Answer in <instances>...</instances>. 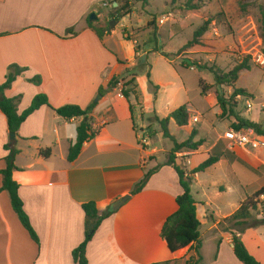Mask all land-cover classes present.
<instances>
[{
  "label": "crops",
  "instance_id": "1",
  "mask_svg": "<svg viewBox=\"0 0 264 264\" xmlns=\"http://www.w3.org/2000/svg\"><path fill=\"white\" fill-rule=\"evenodd\" d=\"M104 1L0 0V85L5 81L9 66L25 69L4 92L10 99L20 97L18 114L39 94L48 98L52 108L76 105L85 109L94 103L90 117L92 129L97 131L96 136L83 145L76 160L68 162V150L76 141V128L82 118L66 120L51 108L41 107L21 124L13 141L9 139L6 119L0 112V172L5 168L4 158L8 155L4 146L10 145L18 150L12 179L19 186L23 210L38 238V244L30 239L11 208L8 194L0 190V243L2 237L6 240L4 246L0 244V264H74L71 253L83 242L85 234L82 205L93 202L101 214L126 196L128 200L102 221L87 244L88 264H186L189 258L196 257L197 247L199 264H241L233 254L231 235L222 231L219 223L238 209L245 196L264 186V137L248 130L252 137L248 147L229 148L227 141L228 149L242 163L220 160L193 175L191 194L194 187L200 189L197 198L192 194L198 203L199 244L171 253L160 232L166 219L177 211L176 198L182 189L174 169L164 165L165 157L161 161L157 157L165 155L172 147L158 149L150 145L159 135L155 119H164L174 110L165 109L164 115L156 113L153 101L160 87L153 84L159 88L153 94L146 85H137L141 80L137 77L136 91L142 88L152 95L146 94L148 99L142 106L144 112L153 111L151 127L143 131L144 127L134 121L133 105L120 92L121 81L116 89L107 90L109 96L103 95L94 102L99 89L107 87L114 75L134 66L138 54L133 44V51L123 58L115 42L114 50L107 44V38L113 33L104 35L100 41L87 28L88 16L101 9ZM68 29H73L77 35L62 38ZM148 54H140L139 61L145 56L146 70L139 73L150 76ZM34 77H40L39 85L29 82ZM207 105L211 107L209 102ZM185 107L187 111L197 112ZM219 114L218 109L214 115ZM203 122L191 126L204 130L201 131L212 139L221 137L220 124L206 131V122ZM252 122L260 124L257 118ZM173 126L176 132L187 128H179L170 120L168 129L174 138ZM150 130L154 132L152 137L146 135L147 144L141 145L138 135ZM44 150H49L47 157L39 154ZM185 154L183 168L189 172L197 167L190 166L191 157L201 153ZM157 167L145 187L130 195L143 176ZM217 171L221 173V182L213 178ZM207 173L212 174L210 179L205 177ZM253 185L256 187L244 196L245 190ZM214 187L218 196L228 194L233 198L217 213L211 210L207 197L208 189ZM241 240L249 254L259 264H264V226L244 231Z\"/></svg>",
  "mask_w": 264,
  "mask_h": 264
},
{
  "label": "rangeland",
  "instance_id": "2",
  "mask_svg": "<svg viewBox=\"0 0 264 264\" xmlns=\"http://www.w3.org/2000/svg\"><path fill=\"white\" fill-rule=\"evenodd\" d=\"M113 2L116 3V7H114ZM186 5L187 0H106L101 7L102 14L94 11L97 20L92 22L95 27L107 28L108 33H113L111 38H107V44L114 50L115 42L119 46L118 51L123 58H127L133 51L134 44L138 54L134 58L131 73H136L137 78L141 79L137 85H146L148 90H150L149 83L160 87L156 99L154 101L152 99L156 113L158 111L160 115H164L165 109L175 110L181 106H188L200 113V122H206L204 127L206 131L211 130L213 125H221V137L213 139L203 133L204 130L198 131L196 127H192L194 125L191 126L189 120L186 130L176 132L175 126L171 128V133L174 134L177 143L184 142L188 137L187 132L190 133L192 130L196 131L194 142L202 141V145L196 151L182 150L176 154V165L180 168H183L186 161V156H183V153H187L185 155L194 152L201 153L191 157L190 166L195 167L205 160L204 153L212 145L214 147L220 142L224 146H228L224 134L231 130L234 118L228 112L221 113L216 100L217 94H221L227 101L226 109L232 108L235 114L250 121L257 118L260 124L264 126V71L248 63L249 71L243 70L235 84L216 86L211 74L206 71H199L197 66L192 65L207 66L217 70L220 74H225L240 65L243 62L242 59H246L249 54L263 49L264 34L261 9L264 10V0L244 2L198 0L191 3L195 7L194 10H188ZM242 6L244 9L241 8ZM122 7L125 11L117 16L115 9ZM124 13L127 14L121 17L120 15ZM169 14L171 17L160 25L159 20L165 19ZM207 19H213V21L208 26L207 32L199 39V44L185 52H180V49L192 40L194 31ZM110 21L115 23L112 30L108 26ZM134 41L135 43H133ZM155 48H157V52L154 51ZM144 52H149L147 57V68L150 71L149 79H147L146 73H139L146 70V66H138L140 54ZM162 53L167 55L168 59H165ZM184 65H190L194 70L191 71L188 69L190 66L185 68ZM125 78L126 81H129L131 79L130 74L125 75ZM200 82L202 86L207 88L204 94L207 101L201 93ZM242 88L246 90L244 91L247 97L254 105L250 112L246 111L243 101L236 102L235 98H231L235 89ZM152 93L154 94L153 90ZM109 94L107 87H103L101 94H97L94 100L99 96H109ZM146 94H150V92H144L142 88H138L136 97H129V101L133 105L134 121L137 125L144 127L143 131L146 127L149 128L154 120L152 118L153 111L144 112L142 108L143 103L148 99ZM207 102L211 107L207 105ZM217 108L220 114L214 115L218 112ZM197 124L199 125V123ZM243 132L249 137V140H252L247 130H243ZM145 133L148 137H152L154 132L150 130ZM150 146L151 148L166 149L173 147V144L157 134ZM170 151L166 152L165 155H158V159L161 161L165 157L167 161ZM205 175L209 179L212 176L209 173ZM213 178L221 182V173L215 172ZM255 187L253 185L245 190L244 196ZM199 190V188L194 187L192 190L194 197L197 198V195L200 194ZM216 192L218 191L215 187L209 188L207 192L211 210L215 213L223 210L225 203L233 199L228 194L218 196ZM257 214L264 215V197L259 198ZM5 241V237H2L0 244L4 246Z\"/></svg>",
  "mask_w": 264,
  "mask_h": 264
},
{
  "label": "trees",
  "instance_id": "3",
  "mask_svg": "<svg viewBox=\"0 0 264 264\" xmlns=\"http://www.w3.org/2000/svg\"><path fill=\"white\" fill-rule=\"evenodd\" d=\"M194 1L198 0H187L186 6L188 10L195 9L194 5H191V3ZM236 1L244 2L255 0ZM241 8L244 9L243 6ZM124 11V7L115 9L117 16H119V14ZM125 14L127 13H124L120 16L123 17ZM261 17L263 25L262 31L264 34V10L262 9ZM114 20L116 21V18H114ZM212 21L213 19H207L206 21H204L203 24L200 25L194 31L192 40L187 42L180 49V52H185L188 49L194 47L195 45H198L199 39L207 32L208 26ZM87 28L91 30L100 41L103 39L104 35L109 34L107 28L95 27L93 23L88 22V19ZM76 35L77 34L73 31V29H68L66 30L62 38H72ZM136 50L137 49L135 48V51ZM154 51L157 52V48H155ZM162 56L165 59H168V56L163 53ZM192 65L197 66V69L199 71H206L211 74L213 77L214 85L216 86L235 84L238 81L240 72H242L243 70L249 71L247 59H245V61L240 63V65H237L231 71L225 74H220L217 70L209 68L207 66H201L196 64ZM138 66L145 67L146 63L141 64L140 62H138ZM189 66L190 65H188V67ZM24 72V68H20L16 65L9 66L5 75V81L0 85V112L4 115L6 119L8 133L16 135L21 124L31 114L39 110L41 107L51 108L57 116L66 120L82 118L81 123L76 128V141L69 148L67 154V161L73 162L80 154L83 145L87 141L93 139L97 134V131L92 129V121L90 117V114L92 113L95 104L91 103L85 109H81L76 105H64L59 108H52L48 102V98L43 94H39L32 99L27 109H25L22 113L18 114L17 106L20 101V97L10 99L4 95V92L5 90L9 89L12 86L13 82L16 80V78L21 76ZM127 74H130L131 77L129 81H126L125 78V75ZM146 76L147 79H149V73H147ZM136 77V73H131V68H126L123 73L116 74L111 78L107 85V90L116 89L121 81V95L125 99H129L130 96L136 97ZM29 82L34 85H39L41 83V79L40 77H34L33 79L29 80ZM149 86L150 90L154 91V94L159 89L157 86L152 85V83H149ZM200 89L203 95L207 91V88L202 86L201 82ZM102 91L103 89L100 88L98 93L101 94ZM237 95L247 97L246 92L242 89H235L231 98L233 99ZM216 100L221 110V113L225 114L226 112H228L234 118V123L231 125V129H233L234 131L250 130L253 132L254 135L264 137L263 126L238 116L233 112L232 108L226 109L228 103L222 97L221 94H217ZM170 120H172L174 124L179 128L187 126V108L185 106H181L171 112L166 118L161 120L157 118L155 119L156 123L159 126V135L161 136V138L168 139L173 144L168 160L165 162L164 165L171 166L174 169L178 176L179 185L182 189V193L176 198L177 211L166 219L160 232V237L166 243L169 251L171 253H175L177 251L186 249L194 244H199L200 222L196 215L198 203L192 197L190 188L193 181V175L204 172L206 169L210 168L220 160H226L229 163H242V161L235 155L234 152L230 151L228 147L218 142L207 154L206 159L196 168L187 173L184 168H180L176 165V154L182 150H189L192 152L196 151L197 148L202 145V141L194 142L196 131L192 130L188 138L184 142L177 143V141L170 134L168 129ZM4 149L8 151V155L4 158L5 168L0 172V175L2 176V187L0 190L8 194L11 208L16 214L20 224L27 232L30 239L34 243L38 244L37 235L30 225L29 219L23 210L22 201L18 196L19 186L12 179V173L14 170H16L14 160L16 155L18 154V150H16L14 147H10V145L4 146ZM39 154L42 157H47L49 155V150L40 151ZM158 168L159 167L148 171L140 180V182L137 183V185L132 189L130 195H135L139 193L145 187L149 178L158 170ZM260 197H264V186L261 187L258 191H256L253 195L245 196L242 202L240 203L238 209L231 216L227 217L219 223V228L222 231L228 232L231 235V247L233 250V254L241 264H259L245 248L241 240V235L244 231L248 229L264 226V215L262 214L261 218H258L259 215L257 214V206L259 204ZM81 208L85 216V234L83 242L71 253L74 264H88L85 255L87 244L93 237L94 232L100 226L102 221H104L106 218L113 214V211L110 208H107L103 213L98 214L95 204L93 202L84 203ZM198 249L199 247L196 248V257L189 258L186 261V264H199L201 258L197 253Z\"/></svg>",
  "mask_w": 264,
  "mask_h": 264
},
{
  "label": "built area",
  "instance_id": "4",
  "mask_svg": "<svg viewBox=\"0 0 264 264\" xmlns=\"http://www.w3.org/2000/svg\"><path fill=\"white\" fill-rule=\"evenodd\" d=\"M170 17H171V14H169L165 19H160L159 24L160 25L164 24L165 20L169 19ZM133 43H135V41ZM248 56L249 57L246 59L248 60L249 64L264 71V49L255 51L254 53L249 54ZM244 60L245 59H242V61ZM190 70H194V68L190 67ZM235 101L236 102L243 101L244 107L246 108L247 112H250L253 110L254 105L248 97L237 95L235 97ZM187 113H188L189 124L195 125L199 123L201 117L197 112L187 111ZM145 134L146 133L142 132L138 135L139 143L144 146L147 144V140H148ZM224 139L230 143L229 148L230 147H246L248 144H250L249 137L244 134L243 130L234 131L233 129H231L230 131L224 134Z\"/></svg>",
  "mask_w": 264,
  "mask_h": 264
},
{
  "label": "water",
  "instance_id": "5",
  "mask_svg": "<svg viewBox=\"0 0 264 264\" xmlns=\"http://www.w3.org/2000/svg\"><path fill=\"white\" fill-rule=\"evenodd\" d=\"M114 7H116V3H114ZM102 9H99L98 10V13L102 14ZM97 20V16L95 13H91L89 16H88V22L92 23V22H95ZM114 22L113 21H110L108 23V26H109V29L112 30L114 28ZM141 64H143L145 62V56H142L140 58V61H139ZM101 96H99L96 100H94V102H97L98 99H100ZM9 139L10 140H15V135L14 134H9ZM129 196H126V197H123L121 200L117 201L116 203H114L112 206H111V210L113 212H115L126 200H128Z\"/></svg>",
  "mask_w": 264,
  "mask_h": 264
}]
</instances>
